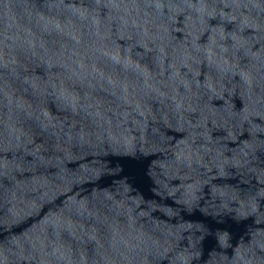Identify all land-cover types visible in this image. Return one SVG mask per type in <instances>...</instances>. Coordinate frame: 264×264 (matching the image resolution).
Here are the masks:
<instances>
[{"label": "water", "instance_id": "1", "mask_svg": "<svg viewBox=\"0 0 264 264\" xmlns=\"http://www.w3.org/2000/svg\"><path fill=\"white\" fill-rule=\"evenodd\" d=\"M0 264H264V0H0Z\"/></svg>", "mask_w": 264, "mask_h": 264}]
</instances>
